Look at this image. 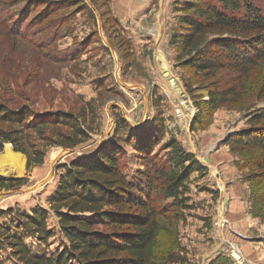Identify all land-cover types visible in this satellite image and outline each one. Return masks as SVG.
<instances>
[{
	"label": "rangeland",
	"instance_id": "obj_1",
	"mask_svg": "<svg viewBox=\"0 0 264 264\" xmlns=\"http://www.w3.org/2000/svg\"><path fill=\"white\" fill-rule=\"evenodd\" d=\"M149 1L0 0V104L11 112L27 109L49 120L60 113L81 115L92 129L89 140L75 149L47 147L43 165L29 173L26 158L17 153L23 156V174H1L0 178L29 182L20 189L0 192V211L48 209L58 184L56 168L90 154L109 139L116 116L138 122L136 128L143 130H151L161 118L166 127L163 142L173 138L186 152L193 150L195 157L216 166L187 182L191 209L179 220L164 221L184 249L186 262L181 264H208L218 257L234 264H264V190L253 200L248 183L255 177L257 188H264V171L238 169L241 155L229 148L231 162L214 161L223 153V141L248 129L249 116L264 108V61L244 76L220 71L207 78L196 73L185 65L187 58L180 46L170 41L185 0H166L162 8L157 1L152 5ZM258 5L264 9V0H258ZM159 25L166 28L161 36L153 33ZM215 36H206L202 46ZM165 69L178 79L195 108L198 103L199 113L193 119L197 116L199 124L194 130L190 128L193 119L175 122L173 105L163 95L168 92L163 89ZM209 88L229 94L215 112L198 102L200 92ZM39 119L24 131L29 147L43 148L55 134L67 133L57 122ZM7 127L0 122V130ZM6 145L12 150L5 144L0 155ZM122 147L130 157L128 169L143 171L134 150ZM160 151L159 157L169 153ZM222 163L229 169L225 179V167L216 170ZM49 226L56 228L53 222ZM165 242L164 236L159 237L161 250ZM54 248L52 242L50 249Z\"/></svg>",
	"mask_w": 264,
	"mask_h": 264
},
{
	"label": "trees",
	"instance_id": "obj_2",
	"mask_svg": "<svg viewBox=\"0 0 264 264\" xmlns=\"http://www.w3.org/2000/svg\"><path fill=\"white\" fill-rule=\"evenodd\" d=\"M181 10L183 15L178 17L170 41L180 46L187 58L185 65L196 73L207 78L220 71L244 76L264 61V9L258 0H185ZM211 34L216 36L202 46V40ZM206 91L208 101L200 96L198 102L209 112L218 110L229 95L210 88ZM261 92L264 98V88ZM57 115L49 120L27 109L11 112L0 104V122L8 126L0 130V153L10 144L15 153L26 158L29 173L34 166L43 165L47 147L72 150L89 140L92 129L84 116ZM35 119L57 122L67 133L55 134L43 148L29 147L24 131ZM154 122V129L148 131L116 116L109 139L90 154L56 168L58 184L48 209L0 211V264L185 263L184 249L164 221L179 220L191 209L187 182L193 175L205 176L208 170L177 140L163 142V120ZM191 122L194 130L199 118ZM247 125L248 129L230 135L222 144L241 155L238 169L254 167L263 172L264 108L253 112ZM122 146L134 150L143 171L128 169L130 157ZM160 150L169 153L159 157ZM248 151L254 153L243 156ZM257 152L261 155L256 156ZM253 178L248 183L255 200L264 188L258 189ZM28 182L0 178V192L20 189ZM50 222L55 229L50 228ZM161 236L167 241L163 250ZM52 242L54 249H50ZM208 264L234 263L218 257Z\"/></svg>",
	"mask_w": 264,
	"mask_h": 264
},
{
	"label": "built area",
	"instance_id": "obj_3",
	"mask_svg": "<svg viewBox=\"0 0 264 264\" xmlns=\"http://www.w3.org/2000/svg\"><path fill=\"white\" fill-rule=\"evenodd\" d=\"M169 73L171 74V80L172 82H168V92H163V95L171 102L173 105V113L177 121L182 123L184 117H188L189 122L192 120L194 115L196 114V109L192 105L191 100L189 98V95L185 92L183 86L179 83L178 79L173 75V73L169 70ZM207 91H201V99L205 102L208 101V95ZM183 102V103H182ZM131 123L138 122L131 121ZM143 124H141L142 126ZM139 126V127H141ZM138 127V126H134Z\"/></svg>",
	"mask_w": 264,
	"mask_h": 264
},
{
	"label": "bare ground",
	"instance_id": "obj_4",
	"mask_svg": "<svg viewBox=\"0 0 264 264\" xmlns=\"http://www.w3.org/2000/svg\"><path fill=\"white\" fill-rule=\"evenodd\" d=\"M162 77L164 78L165 85L164 90L168 89V82H172L171 74L168 69L163 70ZM163 80V79H162ZM183 103V102H182ZM23 156L14 153L9 149V145H6V150L0 155V175L6 174L9 176L22 175L24 172Z\"/></svg>",
	"mask_w": 264,
	"mask_h": 264
},
{
	"label": "crops",
	"instance_id": "obj_5",
	"mask_svg": "<svg viewBox=\"0 0 264 264\" xmlns=\"http://www.w3.org/2000/svg\"><path fill=\"white\" fill-rule=\"evenodd\" d=\"M148 1H149V0H148ZM155 1H157L159 7L162 8L161 5H162L163 3H165L166 0H151V1H149V2H150V5L154 4ZM167 2H168V0H167ZM167 6H168V3L165 4V7H167ZM165 30H166V28H165V29H162V28H161V25H159V27L154 28L153 33H155L157 36H159V35L161 36V35H162L161 31H165ZM218 141H219V140H218ZM220 151L223 152V153L219 155V158H220L222 155H225V156H227V157H230L229 154H228V151H227V147H225V146L222 147ZM191 152L195 155V153H194L193 150H191L190 153H191ZM197 152H199L198 149H197ZM213 157H215V155H214ZM213 157H212V158H213ZM219 158L217 159V157H215V158H214V161H215V162H219V161H221V162H222V161H230V162H231V157H230V158H227V160H224L223 157H221L220 159H219ZM196 159L198 160V162H199L200 164H202L204 167H206L207 170L210 169V168H211V169L216 168V166H215L214 164H212L211 161H210V163H208V161L201 159L199 156L196 157ZM209 167H210V168H209ZM218 167H219V168H218ZM218 167H217L216 170H218V169L220 170L222 167H225V172H226V174L224 175V179L227 178V175H228V174H227V170H229V169H227V168H228V164L224 165V163H222V164L219 165ZM211 169H210V170H211ZM210 170H209V173H211ZM216 170H215V171H216ZM234 187L236 188V186H234Z\"/></svg>",
	"mask_w": 264,
	"mask_h": 264
},
{
	"label": "water",
	"instance_id": "obj_6",
	"mask_svg": "<svg viewBox=\"0 0 264 264\" xmlns=\"http://www.w3.org/2000/svg\"><path fill=\"white\" fill-rule=\"evenodd\" d=\"M130 125H132V126H137L138 124H136V123H129Z\"/></svg>",
	"mask_w": 264,
	"mask_h": 264
}]
</instances>
